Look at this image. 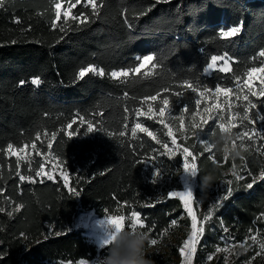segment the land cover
Returning <instances> with one entry per match:
<instances>
[{"label": "trees", "instance_id": "obj_1", "mask_svg": "<svg viewBox=\"0 0 264 264\" xmlns=\"http://www.w3.org/2000/svg\"><path fill=\"white\" fill-rule=\"evenodd\" d=\"M100 2L103 7L98 17L92 16L91 7L84 3L72 9L73 15L88 14L90 22L81 25L69 20L65 32L51 27L54 0H5L0 6V188L4 190L0 193V207L5 209L0 212V264L95 261L107 254L108 246L100 247L83 229L76 228V222L85 210H94L99 217L119 214L115 209L120 205H124L125 215H130L131 210L140 211L144 229L151 239L158 240L155 246L148 248L154 264H180V248L191 232V219L182 201L167 193L180 183L183 154L177 149L175 155H162L161 145L143 133L132 138L131 127L141 122L157 134L162 144L173 147L163 126L145 117L138 121L133 110L141 106L142 97L168 88L170 93H182L180 97L163 95H168L172 115H179L183 104L188 105L187 126L197 94L181 87L184 80L202 90H214L219 85L235 91V76H240L242 83L247 68L259 66L258 53L264 48V0H170L159 4L155 0H98ZM68 4L69 0H64L62 9H67ZM149 8L151 11L139 15ZM240 23L243 29L237 37L230 41L218 37L221 27ZM225 52L234 60L233 72L206 73L204 69L210 57ZM152 54L160 65L155 75L132 77L126 82L107 75L112 70L134 67L137 56ZM254 56L256 61L252 59ZM88 64L104 68L106 75L90 73L76 81L78 69ZM34 76L40 77L41 85L31 84ZM21 80L25 81L23 85ZM200 99L202 116L207 115L202 111L206 105L224 101L223 97L217 101L208 93ZM250 99L257 104L259 113L264 114V97ZM232 102L231 112L239 110L242 116V101L233 97ZM125 107L129 110L127 113ZM153 107L158 111L159 104L153 103ZM144 110L147 111L146 106ZM228 111L225 105V121ZM97 112H102L103 117L94 115ZM77 113L86 121L100 123L105 131L85 136L82 134L85 129L81 127V135L67 137L61 130L74 117L79 120ZM249 115L257 119V110ZM125 122L129 134L121 138L118 133ZM167 122L173 124L175 131L178 121ZM234 122L239 123V118ZM215 123L209 121L199 136L186 132V140L176 132L180 148L187 147L196 156L195 200L210 202L204 215L212 209V218L204 225L195 264H210L212 259L207 257H217V247L234 245L240 248L243 263L259 261L264 255L252 259L260 249L250 237L256 235L258 241H264V180H257L251 189L246 185L264 169V155L255 151L264 145V140L244 141L248 150L242 149L235 158L237 172L243 177L237 181L232 175V158L225 161L216 147L211 153L205 152L204 144L200 143V140L215 142L219 139L221 133L214 127ZM244 123L247 127L233 129L232 139L241 131L250 130L252 125ZM255 127L264 132L259 122ZM45 129L49 138L53 131L58 134L48 156L49 163L44 165L45 171L51 172L55 179L44 178L43 183L40 178H36V183L20 182L16 175L17 158L8 155L7 145L11 143L14 150L19 151L28 144L24 152L32 154V171L29 172L27 161L20 162L19 170L22 175L34 176L44 157L36 155L31 142L38 131L43 139ZM107 132H115L117 136L110 137ZM212 132H215L214 137L209 135ZM237 146H240L239 140ZM37 148L41 153L49 151L46 142L37 141ZM158 166L163 172L160 178L155 175ZM61 171L68 174L66 184ZM208 173L216 182L204 191L202 176ZM227 180L233 181L230 185L233 194L222 200L220 198L227 195ZM69 188L78 190L80 195L75 196ZM146 203L154 206L144 207ZM21 204L24 207L16 211ZM216 204L219 207H214ZM8 212L13 215L9 216ZM204 215L200 216L202 222ZM172 219L177 220V226H171ZM165 229L168 234L161 239ZM244 241L247 244L239 247ZM224 261L225 257L219 263Z\"/></svg>", "mask_w": 264, "mask_h": 264}, {"label": "snow or ice", "instance_id": "obj_2", "mask_svg": "<svg viewBox=\"0 0 264 264\" xmlns=\"http://www.w3.org/2000/svg\"><path fill=\"white\" fill-rule=\"evenodd\" d=\"M5 0H0V6L4 4ZM170 0H155V3H168ZM64 3V0H54V19L52 21L51 27L53 29H59L60 32H65L66 28L65 25L68 24V21L71 20L73 22H78L79 24L83 25L87 22H90V16L88 14H80V15H73L72 9L76 8L77 5H80L81 3H84L85 6L91 7V15L94 17H98L100 13V9L103 7L102 2L98 3V0H75V3H71V0H69V4L67 9L63 10V21H62V5ZM127 9L124 10L126 13ZM148 11H151V8L146 9L145 12L140 13L139 15H145ZM125 20L127 23V16L125 15ZM19 22V21H17ZM127 26L131 29L132 25L131 23H128ZM243 29V23H240L235 26H227L221 27L218 30V37L225 41H230L233 38L237 37ZM258 57L259 60V66H253L249 67L246 70L245 77L243 79V82L241 83V77L235 76V91L232 87H220L219 85H216L214 90L204 88L203 90L199 87H196L193 85V83L189 80H184L181 84L182 88H185L193 93L197 94V99L193 102V108L194 111L191 114L190 117V123L186 126L185 124V114L188 112V105L183 104V106L180 109L179 115H172V109L169 107L170 101L168 98V95L163 94H172L176 97L182 96L181 92H175L170 93V90L168 88H164L161 91H157L155 94L152 95H146L142 97L140 100V107L133 110L134 116L139 121L140 117H145L147 120H152L157 122L159 125L163 126L164 129H166V138H170V142L173 145L172 148H169V145L167 143H161V140L157 138V134L154 131H151L148 127L145 126L144 123L136 122L134 126L130 129V135L132 138H137L138 133L146 134L147 137H150L152 141H155L157 145H161V148L164 150L162 152V155H175V150L179 149L182 151L183 154V169L187 172H189L192 175H195L198 173V166L196 161V156L193 155L189 151L187 147L180 148V145L177 143V136L176 132H179L180 136L183 139H188L187 135H185L186 132L191 131L193 136H199L200 133H203L204 126H207L209 121H215L214 127L217 128L220 133H227L232 136L233 129L238 127H247L245 125V121L248 122V124L252 125L250 130H243L240 133L237 134L236 139H232L231 143L233 146H237V140L240 141V147L247 151V147L244 144L245 140L255 142L256 138H261L264 140V132L258 131V129L255 127V125L259 122L261 124V128L264 129V114H260L259 110L257 108V104L253 103L252 99L257 97H264V48H262L259 53ZM253 61L257 60V57H252ZM135 60L137 61L136 65L134 67H130L127 69H120V70H112L107 75L110 79L126 82L128 79L132 77H144L147 78L149 76L156 74V69L160 66L159 63L156 60V56L154 54L152 55H144V56H137L135 57ZM222 62V63H221ZM234 60L228 56V53L225 52L222 55H212L210 57V62H208L207 67L204 69V71L210 72L213 70H218L223 73H232V63ZM143 69V71H142ZM93 74L96 76L104 77L106 75L104 68L97 67L94 64H88L87 66H82L78 69V72L76 74V81L84 79L88 74ZM31 84L34 86H39L42 83V80L39 76H34L31 79ZM258 82V83H257ZM25 81L21 80L20 84L23 85ZM208 93L211 96H214L217 101H219L220 97L224 98L223 103L214 102L211 106L206 105L203 108V113H206V116L201 115V99L200 97H205V94ZM163 95V98L161 99V96ZM124 97L127 98V93L124 94ZM235 97L236 101H242V109H243V115L241 116V112L237 110L234 114L231 112V109L233 108L234 104L232 102V98ZM153 103H158V111L153 107ZM225 105L228 107V117L225 121ZM144 106L147 107V111L144 110ZM257 110V119H251L249 113L252 112V110ZM129 110L127 107L124 108V112L127 113ZM94 115L103 117L102 112H97ZM76 116L79 117V120H77L75 117L69 121L64 129L61 131L64 132V134L69 137H77L81 135V127H83L85 130L83 131V135L88 136L89 134H92L94 132H104L105 129L102 127L100 123L94 124L91 120L86 121L84 117L79 116V113L76 114ZM199 118V120H198ZM239 118V123H235L234 121ZM125 121H127L128 117H124ZM168 120H172L174 123L178 121V124L176 126V129L174 131L173 124L168 123ZM76 125L75 129L73 126ZM123 130L118 133L119 137L123 138L126 135L129 134V126L125 122L123 125ZM57 132L53 131L50 134L45 129L43 130V139L41 138L42 134L41 132H37L33 138V141L31 142V148L35 151L37 156H43V162L38 166V170L35 171L34 176L33 175H22L19 170L20 162L21 161H27L29 164V172L31 173V153H25L24 150L28 148V144H24V146L19 150H14V146L10 143L7 145V153L9 156H16L17 158V172L16 175L20 182H29V183H36V178H40V182H44V178H46L48 181H52L55 179L54 175L51 172L45 171V164L49 163L48 156L51 155V149L53 148V142L57 140ZM106 135L115 138L117 136V133L115 132H107ZM210 136H215V132H212L209 134ZM37 141H39L41 144H44L46 142L47 149L49 150L47 154L41 153L40 149L37 148ZM123 143V140L120 141ZM200 143L204 144V150L205 152L211 153L212 149L214 147V142H209L208 140H200ZM256 152L260 153L261 155H264V145L262 147H257L255 149ZM21 153H24L21 155ZM55 159V157H53ZM189 159L192 160V162H189ZM223 159L227 161L229 159V155L223 154ZM243 159V158H241ZM232 175L234 176L235 180L239 181L243 179V177L237 172L236 164H235V158H232ZM53 168H56L55 164L51 165ZM103 174V173H101ZM2 175V174H0ZM156 178H160L163 175V172L161 168L158 166L156 168L155 172ZM60 176L63 178V182L66 184L68 181V174L64 171L60 172ZM257 180H264V169L260 170V173L257 177H253L252 183H248L246 185L247 188L251 189L253 187V184L257 182ZM232 180H227L226 184L229 185V187L226 188L227 195L224 197H221L220 199L226 200L228 197H230L233 194V189L230 187L232 185ZM3 189L0 188V193H3ZM69 191L72 192L75 196H79L80 192L76 189L69 188ZM169 197H178L183 204L184 209L186 210L187 215L191 217V232L186 240L183 241V246L180 248V253L184 257V264H191L194 254L197 251V244L200 242V238L204 233V227H197V216L193 212L192 208V198L193 194L188 189H185L183 191H169L167 193ZM153 204L146 203L144 207H153ZM24 206L21 204L18 206L16 211H19L20 208H23ZM214 207H219L218 204L214 205ZM5 209L3 207H0V212H4ZM116 213L119 214H108L106 222L115 226L117 230L123 227H140L142 229L145 228V222L144 219L141 217V212L136 210H131L130 215H125L124 213V205H120L117 209H115ZM8 215H13L12 212H8ZM212 218V209H209L208 213L204 215L203 221L207 222L211 220ZM177 220L172 219L171 220V226H177ZM224 231L227 232L228 229L224 228ZM168 234V230L165 229L164 232L161 234V239L163 236H166ZM253 244H258L260 251L255 253V256L252 259H255L256 256L264 255V241H258L256 235H252L250 237ZM158 243L157 239H151L150 244L151 246H155ZM105 244H108V241H105ZM247 244V241H244L243 243L239 244V247H244V245ZM234 245L233 247H235ZM216 253L220 252H229V248H220L217 247L215 249ZM213 257L208 256L207 259L211 260ZM79 264H88L87 260H81ZM248 264H251V261L248 262Z\"/></svg>", "mask_w": 264, "mask_h": 264}, {"label": "clouds", "instance_id": "obj_3", "mask_svg": "<svg viewBox=\"0 0 264 264\" xmlns=\"http://www.w3.org/2000/svg\"><path fill=\"white\" fill-rule=\"evenodd\" d=\"M231 140L232 136L230 134L221 133L219 139L214 142V147L223 154L236 158L240 156L242 148L233 146ZM197 174L191 175L195 178ZM214 182H216V178L211 173L205 174L202 176L201 187L204 191L208 190ZM189 190L194 195V190L192 188H189ZM109 225L111 226V232L107 240V254L98 260L88 261V264H154L148 253L151 236L147 230L127 226L117 230L115 226Z\"/></svg>", "mask_w": 264, "mask_h": 264}, {"label": "rangeland", "instance_id": "obj_4", "mask_svg": "<svg viewBox=\"0 0 264 264\" xmlns=\"http://www.w3.org/2000/svg\"><path fill=\"white\" fill-rule=\"evenodd\" d=\"M211 72L212 71L207 73H211ZM203 116H205V114H203ZM189 162L191 163L192 160L189 159ZM195 162L197 163V161ZM196 182H197V176L193 178L189 172L183 170L180 183L174 186L173 191H183L188 188H192L194 190V195L192 198V208H193V212L197 216V227H201V226L204 227L205 222H202L200 220V216L204 215V213L207 212L206 208L210 206V202L207 201L197 202L195 200ZM75 226L76 228L83 229L85 233L88 236H90L92 239H94L100 247H107L105 241H107L110 236L111 226L106 222V216L99 217L96 215L94 210H85L80 214ZM200 242H201V238H200ZM200 242L197 244V248ZM239 254H240V248L238 247L229 248V252H221L217 255V257H213L212 260L210 261V264H220L219 262L223 257H225V261L223 264H248V263H243L241 261ZM195 255L196 253L193 256L191 264H195ZM100 258L101 257H99L98 259ZM180 264H184V257L181 255V253H180ZM251 264H264V257L259 261H252Z\"/></svg>", "mask_w": 264, "mask_h": 264}]
</instances>
